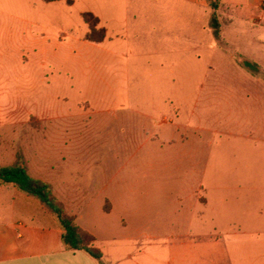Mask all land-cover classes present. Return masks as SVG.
<instances>
[{
	"label": "rangeland",
	"instance_id": "obj_1",
	"mask_svg": "<svg viewBox=\"0 0 264 264\" xmlns=\"http://www.w3.org/2000/svg\"><path fill=\"white\" fill-rule=\"evenodd\" d=\"M190 1L0 0V165L86 192L77 212L122 264H168L172 240L264 215V1L249 24Z\"/></svg>",
	"mask_w": 264,
	"mask_h": 264
},
{
	"label": "crops",
	"instance_id": "obj_2",
	"mask_svg": "<svg viewBox=\"0 0 264 264\" xmlns=\"http://www.w3.org/2000/svg\"><path fill=\"white\" fill-rule=\"evenodd\" d=\"M257 1L228 0L226 5L234 9H248L249 12H244L238 19L249 24L252 13L256 14ZM181 2L192 3L190 0ZM262 20L264 22V16ZM36 152H41V149ZM12 165H15V160L0 167ZM32 178L43 181L39 177ZM53 195L63 203L67 213L76 216V224L80 228L98 234L85 225L84 215L77 212H84L82 204L86 201V192H70L60 197L53 192ZM203 207L207 208L208 205ZM258 216L254 224H236L220 235H205L199 239L190 235L189 238L172 240L168 246V264H264V215L258 212ZM216 231L220 232L215 224L213 232ZM62 235L59 223L37 201L27 197L14 185L0 186V264H100L83 251L67 249ZM99 240L100 234L94 246L102 254V264L117 259L122 264L124 258H131L130 253L123 255L121 249L119 253L115 252L116 255L102 251ZM148 246L150 252L147 247L140 248V257L153 260L158 256L159 244L155 242Z\"/></svg>",
	"mask_w": 264,
	"mask_h": 264
},
{
	"label": "trees",
	"instance_id": "obj_3",
	"mask_svg": "<svg viewBox=\"0 0 264 264\" xmlns=\"http://www.w3.org/2000/svg\"><path fill=\"white\" fill-rule=\"evenodd\" d=\"M45 4L55 3L59 0H40ZM209 8L215 12L219 8L221 0H206ZM84 24L87 26L85 40L90 43H101L105 39V29L99 28V21L91 13L82 15ZM211 28L213 35L218 39V23L214 13L211 19ZM242 66L248 70L257 71V66L248 61H242ZM14 185L19 191L27 197L34 199L41 208L54 218L63 230L62 242L64 246L73 251H83L93 259L102 264V254L94 246V239L80 229L72 216L65 214L61 202L52 194L51 189L45 182L34 179L29 176L20 163L15 165L0 167V186Z\"/></svg>",
	"mask_w": 264,
	"mask_h": 264
}]
</instances>
